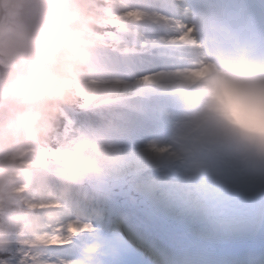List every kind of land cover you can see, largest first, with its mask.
Wrapping results in <instances>:
<instances>
[{
	"label": "rangeland",
	"instance_id": "1",
	"mask_svg": "<svg viewBox=\"0 0 264 264\" xmlns=\"http://www.w3.org/2000/svg\"><path fill=\"white\" fill-rule=\"evenodd\" d=\"M244 1L213 0L204 27L221 32L210 36L207 30L209 40L226 43L222 34L230 31L228 21L232 20L234 43L245 49L241 53L264 58V0H252L263 11L256 21ZM153 2L169 14L167 0ZM141 3L142 0L88 1L91 20L103 31H88L91 55L85 69L73 80L70 99L74 106L62 107L64 124L54 127L48 116L43 122L41 134L51 133L55 146H43L36 134L22 136L8 150L0 148V159L9 155L24 161L10 170L14 177L10 188L0 182V219L11 209L19 211L24 219L23 226L9 232L6 242L0 243V260L15 254L23 264H41L39 251L48 248V238L57 226L45 225L38 219L51 215L50 206L43 205L40 197L48 189V197L56 199V205L67 207L54 192L56 188L65 190L66 186L85 190L94 197L79 207L82 212H72L76 219L92 228L77 234L73 249L60 253L68 264H74L73 259L86 262L87 251L99 244L108 245L125 257L142 255L149 262L160 264L158 247L142 242V236L183 249L191 246L195 252L203 250L209 254L206 244L198 243L207 239L204 233L214 238L219 233L228 237L230 232L247 234L260 226L264 215V159L247 153L216 129L200 104L196 78L189 81L188 73L180 74L163 90L169 95L159 104L131 83L134 73L102 71L113 55L107 47L106 35L117 31L115 26L123 28L125 15H134L127 11L130 5ZM18 15L19 11L5 6L0 27L14 23ZM221 15L226 18L223 23ZM185 51L189 52L187 47ZM19 56L0 46V65L7 66ZM189 58L184 57L185 66L192 63ZM5 95L0 81V97ZM122 108L139 117L152 111L160 124L147 135L150 145L144 153L108 162L104 156L118 144L122 133V123L118 125L112 110ZM92 144L97 146L96 150L87 151ZM157 146L168 150L153 151ZM41 178L46 186L39 183ZM141 217L155 228L152 236ZM245 221L250 222L249 228L236 231ZM210 249L214 256L225 250ZM177 254L169 253L168 263L178 264ZM244 258L234 263L242 264ZM213 259L215 264L220 261ZM102 260L119 264L115 256Z\"/></svg>",
	"mask_w": 264,
	"mask_h": 264
},
{
	"label": "clouds",
	"instance_id": "2",
	"mask_svg": "<svg viewBox=\"0 0 264 264\" xmlns=\"http://www.w3.org/2000/svg\"><path fill=\"white\" fill-rule=\"evenodd\" d=\"M34 18L21 13L14 23L0 27V46L22 57L17 78L8 91L29 109L10 121L3 134L35 136L50 105L72 96L73 80L91 55L86 9L79 0H43ZM21 0H0V10L18 12ZM210 67L187 66L198 85L199 101L216 129L252 156L264 159V58L240 54L234 59L207 60ZM15 157L0 161V182L10 188L11 169L22 165ZM10 195V193H9ZM35 223V221H33ZM24 224L11 209L0 219V243Z\"/></svg>",
	"mask_w": 264,
	"mask_h": 264
},
{
	"label": "bare ground",
	"instance_id": "3",
	"mask_svg": "<svg viewBox=\"0 0 264 264\" xmlns=\"http://www.w3.org/2000/svg\"><path fill=\"white\" fill-rule=\"evenodd\" d=\"M209 3H212V0H167V11H169V14L173 17L178 18L180 21H182L184 24L190 25L189 27L193 29L192 31V37L195 41V45L189 44L186 45L189 52H186L187 55L190 57L189 59L192 60V63L190 64H206L205 62L207 60L213 61V60H228V59H234L238 57L241 52L245 51L243 46L240 43H234L233 40V34H234V27H233V21H228V25L230 28V31L223 33L222 35L226 37V43L218 44L216 41H213L211 46H209L207 42V38H204L206 35V32L204 31V26L207 22V6H209ZM244 6L248 8L250 14L254 17V20L256 21L261 16L262 7H259L256 1L252 0H245ZM222 18L221 22L225 20L226 18L221 15ZM223 23V22H222ZM214 34H220V30H214L212 29ZM197 40L201 43H197ZM214 46V47H212ZM219 52V53H218ZM217 53V54H215ZM183 63H185V59L183 60ZM189 81H195L194 75L188 74ZM165 112V111H163ZM112 116H116L118 120V125L122 123L121 130L122 133L119 137L118 144L114 146L113 149H111V152L109 154H106L104 156V159H106L108 162H112L115 159L124 157L126 155L130 154H136L139 155L141 153H144L147 150V146H149V141L147 138V135H149L151 132H153L154 129H157V124H160V121L157 120L156 124L151 127L148 131L144 132L143 134L129 140L130 137H132L134 132V127L139 123L140 118L135 113L129 112L128 109L124 110L122 109H113L112 110ZM97 146H94V144L89 145L86 149L89 152H93L96 150ZM40 184H43L46 186L45 179L41 178ZM55 194H58V198H61V202L63 201L65 206L67 207H61L56 205L55 200L48 197V189L46 193H43V195L40 197V202L45 206H50V213L51 215H41L38 219H41L45 223V225L54 224L56 226L61 225L62 223H66L69 219H76L73 215V210H77L82 212L79 207L85 203V201L90 198L94 199L93 196L89 194V192L77 190L75 187L66 186V189L63 190L62 188H56L54 190ZM42 198V199H41ZM83 214V213H82ZM86 215H88L86 213ZM264 216V215H263ZM141 222H143L144 228L149 230V234L154 233V227L152 226L150 221H147L143 217H141ZM250 226V222L245 221L244 223L239 224L236 231L248 229ZM60 227V226H58ZM142 227V225H141ZM264 229V218H263V227L261 231ZM231 231V230H230ZM143 233V232H142ZM251 233V234H250ZM254 232H249L247 234H235L230 232L229 236H221L222 234H218L217 237H213L211 234L204 233V237L207 239L205 240H198V243H205L206 246H208V252H204L203 250L197 251L194 250L191 246H185V249L178 246L177 244L173 246L171 243L160 240V242H157L153 238H143L142 234V242L144 241L145 244L151 245V247H158V251H160V258L161 262L160 264H171L168 263L167 258H170L171 252L176 254V258H180V261L185 259L187 256L188 262L185 264H215L216 259H213V257H216L220 259V261L217 264H235V255L234 250L232 249V245L234 242L231 241L232 237L241 239V238H250V242H253L256 236L253 234ZM140 234V233H139ZM144 234V233H143ZM147 234V233H146ZM157 235V234H156ZM77 237V235L75 236ZM73 237V239H75ZM149 237V236H148ZM158 237V236H157ZM239 241V240H237ZM75 244H71L70 249H73ZM219 248V249H227L228 251H222L218 252L216 256L212 255L210 248ZM47 251V248L45 251H39V253L43 256V254ZM171 251V252H170ZM182 252H185V256L181 254ZM170 253V255H169ZM74 254V253H73ZM73 255L72 257H74ZM105 256L110 257H116L119 264H153L152 262H149L146 257L140 255L139 257L131 256V257H125L120 255L118 251H114L112 247H109L108 245L99 244L97 246L91 247L87 251L86 255V262L82 260L73 259L74 264H111V261L103 262V258ZM61 257V255H60ZM70 257V256H69ZM66 261V257H61ZM157 258L155 259V261ZM176 261V260H175ZM182 264V263H179ZM241 264V263H237ZM251 264H264V253L260 254H252V260Z\"/></svg>",
	"mask_w": 264,
	"mask_h": 264
},
{
	"label": "snow or ice",
	"instance_id": "4",
	"mask_svg": "<svg viewBox=\"0 0 264 264\" xmlns=\"http://www.w3.org/2000/svg\"><path fill=\"white\" fill-rule=\"evenodd\" d=\"M127 11L134 15H125L124 27L115 26L118 30L106 35V40L109 41L107 47L113 55L111 63L102 71L115 74L134 73L131 83L139 86L144 95L155 103L163 104L165 97L162 92L170 82L182 73L193 71L183 63L187 55L185 46L195 45L193 29L164 9L158 8L153 0H142L141 4L130 5ZM206 67L210 65L201 64V70ZM138 119L139 123L134 127L129 140L148 131L157 122L152 111ZM152 150L163 152L168 148L157 146ZM58 226L48 238L50 243L40 258L41 264H68L60 257V253L69 250L73 237L92 228L90 224L79 219H69ZM0 264L23 262L18 261L13 254L0 260Z\"/></svg>",
	"mask_w": 264,
	"mask_h": 264
},
{
	"label": "trees",
	"instance_id": "5",
	"mask_svg": "<svg viewBox=\"0 0 264 264\" xmlns=\"http://www.w3.org/2000/svg\"><path fill=\"white\" fill-rule=\"evenodd\" d=\"M89 0H79L80 6L86 9L88 18V31H93L96 33H101L103 31L98 25H96L91 20V15L89 13L90 6L87 5ZM45 7L43 0H21V5L19 14H25L27 19H32L35 15ZM22 57H15L11 64L7 66L0 65V81L6 89V95L0 97V148L4 150L10 149L15 141L22 140V136H16L12 134H3V129L7 128L10 121H12L18 114L23 113L29 109V105L24 102L19 96H15L8 91V86L12 83L18 76L22 67ZM85 67L83 65L82 70ZM74 105L71 99H66L55 105H50L46 116L49 117L50 121L54 127H60L64 123V118L62 117V107L65 104ZM39 137V142L44 146L54 147L55 143L50 137L41 134V131L37 133ZM51 136V135H50ZM11 158L9 155L1 158L0 161H5Z\"/></svg>",
	"mask_w": 264,
	"mask_h": 264
},
{
	"label": "water",
	"instance_id": "6",
	"mask_svg": "<svg viewBox=\"0 0 264 264\" xmlns=\"http://www.w3.org/2000/svg\"><path fill=\"white\" fill-rule=\"evenodd\" d=\"M2 13H3V10H0V19H1Z\"/></svg>",
	"mask_w": 264,
	"mask_h": 264
}]
</instances>
